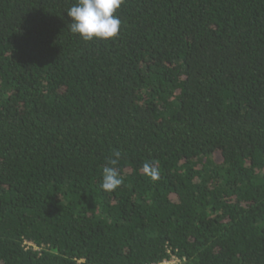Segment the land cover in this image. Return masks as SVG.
Returning a JSON list of instances; mask_svg holds the SVG:
<instances>
[{"label":"trees","instance_id":"1","mask_svg":"<svg viewBox=\"0 0 264 264\" xmlns=\"http://www.w3.org/2000/svg\"><path fill=\"white\" fill-rule=\"evenodd\" d=\"M75 3L0 0V264H264V0Z\"/></svg>","mask_w":264,"mask_h":264},{"label":"clouds","instance_id":"2","mask_svg":"<svg viewBox=\"0 0 264 264\" xmlns=\"http://www.w3.org/2000/svg\"><path fill=\"white\" fill-rule=\"evenodd\" d=\"M122 3L123 0H76L66 11L70 18V31L85 41L116 37L121 20L115 13ZM120 156L119 151L114 152L103 168L101 187L105 191H114L123 183L116 167ZM144 167L147 169L149 166L145 164ZM156 178L153 175V179Z\"/></svg>","mask_w":264,"mask_h":264},{"label":"built area","instance_id":"3","mask_svg":"<svg viewBox=\"0 0 264 264\" xmlns=\"http://www.w3.org/2000/svg\"><path fill=\"white\" fill-rule=\"evenodd\" d=\"M177 259L175 257L171 258L170 260H164L158 264H174L176 263Z\"/></svg>","mask_w":264,"mask_h":264}]
</instances>
